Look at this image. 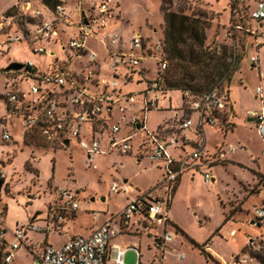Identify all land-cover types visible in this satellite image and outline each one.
Here are the masks:
<instances>
[{"label": "built area", "instance_id": "1", "mask_svg": "<svg viewBox=\"0 0 264 264\" xmlns=\"http://www.w3.org/2000/svg\"><path fill=\"white\" fill-rule=\"evenodd\" d=\"M48 1H52V6L47 0H12L0 13V33L9 34L17 26L24 32L35 54H47L44 44H56L63 52L71 53L67 54L68 62H55L56 65L46 72L37 69L31 62L22 64L20 70L4 72L10 75V84L2 94L7 112L19 114L26 133L39 136L46 144L69 151L70 141H76L90 161L98 155H111L113 152L129 155L133 150V140L140 139L141 149L135 155L137 161L146 156L161 172V180L151 192L145 193H135L124 183H112V193L133 194L123 208L88 235L71 237L59 247L46 243L38 245L30 250L32 264H123V255L129 249L136 251V264H141L137 245L122 248L113 240L157 228L161 232L156 233L155 246L161 249V254L150 264H161L165 245L172 241V234L167 230L172 225L167 210L180 178L188 170L203 171L204 182L209 184L212 178L207 169L224 163V152L203 155L204 129L210 126L222 131L231 125L232 108L228 94L219 85L201 94L183 91L185 105L182 114H176L168 127L161 126L156 131H149L146 116L151 111L159 110L158 102L165 91L161 78L151 79L136 91H123L115 77L146 63L150 64L152 70L155 68L163 74L167 61L162 41L134 33L129 46H124L122 38L110 26L113 0ZM85 4L88 6L83 8ZM8 11L13 16H6ZM249 19L262 23L264 0L256 1ZM30 26L34 27L33 32ZM239 30L241 27L233 23L232 32ZM68 31L72 33L66 36ZM247 31L255 40L264 35L258 28ZM21 41L19 36L7 35L0 44V55L6 54L2 52V45L8 48ZM50 55H54V52ZM82 57L91 71L85 69L81 62L77 66L82 69L72 66ZM249 62L256 65L258 57H250ZM19 83L24 86L21 88ZM255 94L262 101V86L255 88ZM137 99L140 106L134 109ZM115 111L119 116L117 120H113ZM248 116L254 119L256 132L263 143L261 156L264 157V111L252 112ZM2 140H10L7 131H3ZM65 141L68 147L64 145ZM145 146H148V150L144 155L142 148ZM188 146L192 148L191 153L180 155L178 160L169 153L170 149L184 153ZM234 151L231 147L230 152ZM161 189L164 195L159 193ZM261 191L264 201V182ZM56 199L58 203L49 207V212L55 213L51 219L63 223L66 215L78 210V204L67 191H59ZM62 201L65 203L61 204ZM97 215L94 213V216ZM254 216L259 222L264 221V205L254 210ZM28 231L42 232L44 228L28 220L8 230L0 212V256L3 263H10L16 252L26 246L25 234ZM234 233L232 231L230 235ZM6 234L12 238L9 242L6 241Z\"/></svg>", "mask_w": 264, "mask_h": 264}, {"label": "rangeland", "instance_id": "2", "mask_svg": "<svg viewBox=\"0 0 264 264\" xmlns=\"http://www.w3.org/2000/svg\"><path fill=\"white\" fill-rule=\"evenodd\" d=\"M11 1L0 0V13ZM246 1L254 8L257 0ZM87 6L88 4L82 5L83 8ZM111 7V30L122 38L126 47L129 46L131 35L134 33L151 39L162 38L163 8L188 15L205 13L208 23L205 45H225L227 49H235L236 54L242 53L240 69L230 74V92L236 103L230 115V122L235 131L222 132L218 127L210 126H205L204 129L203 155L212 156L224 152V163L207 169L212 178L209 184L204 182L203 171L188 170L182 175L167 210V217L172 224L167 230L172 234V242L165 245L161 263L211 264L207 263L200 251L189 242L191 239L200 246L208 243L209 253L220 263L223 260L225 264H264L250 257L256 255L264 261V221L259 222L254 216V210L264 205V201L261 196V183L257 178L255 181L256 176L251 171L255 168V162L263 163L264 159L260 158L263 143L256 132L255 123H248L245 116L248 109L256 112L264 109L263 94L262 102L255 94V88L260 85L264 91V78L259 80L257 70L252 69L249 62L250 56H256L260 58L262 65L264 64V40L261 48L256 50L247 45L252 37L245 33H236L239 42L233 43L229 39L228 0H113ZM72 17L75 19L73 13ZM29 28L31 32L34 31L33 26ZM252 28L256 30L257 27L253 25ZM258 30L264 34V27ZM71 33L72 31H68L66 36ZM7 35L19 36L22 41L8 48L2 45V52L6 54L0 55V172L4 177L0 192V212L4 226L12 230L16 223L25 224L34 217L36 210L44 212L56 199L59 191L69 192L78 204L76 217L66 222L61 236L51 234L48 238L54 245H60L69 236L87 231L96 222L94 213L100 214L97 220L101 222L106 213L118 212L133 197V194L112 193V183L120 185L126 180L124 184L130 186L135 193L151 192L161 180V172L146 156L140 162L137 161L135 155L141 149V141L137 138L133 140V150L129 155L113 152L111 155H98L90 161L74 140L70 141V150L67 151L44 143L37 135L29 137L22 117L7 112V104L2 94L4 88L10 84V75L4 74L3 69L12 62L21 65L31 62L37 69L46 72L56 65L55 62H68L67 54L71 53L63 52L59 45L44 44L47 54H35L25 39L24 32L17 26H14L9 34L0 33V44ZM51 52H54V55H50ZM78 62L91 71V68L86 66L84 57L72 65L75 69H82L77 66ZM227 82L228 80L223 82V90L227 89ZM19 86L22 88L24 85L19 83ZM130 88L133 91L139 89L134 85ZM184 105L180 91H167L158 102L159 110L147 114V129L156 131L158 127H168L176 114H182ZM139 106L140 100L137 99L134 109ZM118 117L115 111L113 120L119 119ZM3 131L10 135L9 141L2 140ZM106 135L105 131L104 137ZM104 144L105 141L102 142L103 149ZM231 147L236 150L235 154H231ZM147 148L148 146L142 148L144 155ZM191 151L192 148L188 146L185 147L184 153L177 149H170L169 153L178 160L180 155H188ZM237 161L242 164L234 163ZM159 193L164 195V190L161 189ZM64 203L65 201H62L61 204ZM229 215V222L224 224ZM37 224L43 225L40 221ZM174 225L178 226L182 233L177 231ZM217 230L220 231L219 235ZM232 231L235 232L233 236L230 235ZM152 232L159 233L161 229L157 228ZM29 238L38 241L41 235L29 234ZM117 243L122 248L138 243L141 264H149L156 255L161 254V249L144 233L136 235V238L120 236ZM243 259L245 262L240 263ZM136 263V251L127 250L123 255V264ZM11 264L32 262L25 251L21 250Z\"/></svg>", "mask_w": 264, "mask_h": 264}, {"label": "trees", "instance_id": "3", "mask_svg": "<svg viewBox=\"0 0 264 264\" xmlns=\"http://www.w3.org/2000/svg\"><path fill=\"white\" fill-rule=\"evenodd\" d=\"M228 1L230 7L229 39H231L233 43L239 42V40L237 41V32L245 33L254 39L247 31L252 30L253 25L258 28V23L249 19L250 12L253 8L246 0ZM47 2L52 6V1L49 2L47 0ZM162 12L164 28L163 36L160 40L163 43L167 69L161 74L157 72L155 68L152 70L150 64L146 63L125 71L120 76L115 77L123 91L133 90L130 88L132 85L140 89L145 84L149 83L151 79L158 78H161L165 89L162 94L163 97L166 92L170 90H178L181 93L183 91H190L193 94H201L212 90L217 85L222 89L225 80H228V88L231 81L230 74L232 71L234 73L239 69L243 59L242 53L236 54L235 49H227L225 45H216L214 47L205 45V30L208 26L205 13L188 15L183 12H173L163 8ZM6 16L11 17L13 15L8 11L6 12ZM233 23L239 25L241 30L232 32ZM105 76L107 77L106 74H104V77ZM225 92L228 94L227 89ZM232 130V124L222 129L223 132ZM28 136L32 137L34 135L28 134ZM254 175L262 186L264 175L259 173H254ZM229 217L230 215L225 218L224 224L229 221ZM174 228L179 231L175 225ZM216 232L218 234L219 230ZM189 242L200 251L207 263L221 264L207 250L208 243L200 246L195 244L191 239H189ZM250 257L261 263L264 262L259 256L250 255ZM235 259L236 261L238 260L237 256H235ZM1 262L0 256V263Z\"/></svg>", "mask_w": 264, "mask_h": 264}, {"label": "crops", "instance_id": "4", "mask_svg": "<svg viewBox=\"0 0 264 264\" xmlns=\"http://www.w3.org/2000/svg\"><path fill=\"white\" fill-rule=\"evenodd\" d=\"M257 26H258V28H263L264 27V20L262 21V23H258L257 24ZM264 37H258V39H249V41H248V43H247V45H250V46H253L254 48H256V50H259L260 48H261V46L263 45L262 43H263V39ZM262 39V40H261ZM259 46V47H258ZM258 47V48H257ZM245 49H246V47H245ZM250 57H252V56H250ZM250 59V58H249ZM241 65H242V62L240 63V67H241ZM250 67L252 68V69H256L257 70V74H258V78H259V80L261 79H263L264 78V64L262 65V63H261V61H260V58H258V63L256 64V65H254L253 67H252V64H250ZM240 69V68H239ZM231 84V83H230ZM230 84H229V86H228V88H227V90H228V100H229V102H230V106H231V108H232V106H233V108L232 109H234L235 107V105H236V103L233 101L234 99H232V95H231V92H230ZM261 86V85H260ZM263 97H264V91H263ZM262 102V101H261ZM235 103V104H234ZM263 111H264V109H263ZM258 113V112H256L255 110H253V109H248V110H246V113H245V116H246V121L248 122V119H251V117H249L248 116V114L249 113ZM248 123H254V122H248ZM235 131V127H234V125H233V130L231 131V132H234ZM223 132V131H222ZM27 134V133H26ZM28 135V134H27ZM26 137H28V136H26ZM30 137V136H29ZM190 137L191 138H193V136L190 134ZM204 148H205V146H204ZM244 150H246V148H244ZM235 152H236V150L233 152V153H231V154H235ZM260 158L261 159H264V157H262L261 156V153H260ZM138 162H140V161H138ZM263 163L262 164H260L259 162H255V168L254 169H252L251 171L253 172V173H259V174H262V175H264V160L262 161ZM234 163H237L238 165H241L242 163L239 161H237V162H234ZM181 179V178H180ZM257 179H256V177H255V181H256ZM126 181V180H125ZM180 181V180H179ZM178 184H179V182H178ZM178 184H177V186H178ZM177 188V187H176ZM176 190V189H175ZM139 193H141V192H139ZM143 193H145V192H143ZM55 200V201H54ZM53 201H52V203L51 204H49V206H48V208L47 209H45V211L44 212H39L40 211V209H38V210H36V214H35V216L34 217H32V218H30L29 220L30 221H32L34 224H36V225H38L37 224V222L38 221H40V222H42L43 223V225H41L40 227H43L44 228V231H42V232H32V231H28V232H26V234H25V247H22V248H20L17 252H16V254L17 253H19L21 250H24L25 251V253H26V255L28 256V257H30V259H31V262H32V260H33V258H32V256H31V252H30V250H34L36 247H38V245H40V244H44V243H46V244H50V245H53V246H56V247H59V246H61L64 242H66L69 238H71V237H74V236H78V235H88V234H90L97 226H99V225H101L102 223H104L105 221H107L111 216H113V215H115L116 213H118V212H115V213H111V212H109V213H106V215H105V218L101 221V222H98V220H97V218H99L100 216V214H98L97 216H93V218L96 220V222H94L93 223V225L92 226H90L88 229H87V231H85L84 233H82V234H76V235H71V236H69L63 243H61L60 245H54L53 243H51L50 241H49V236L51 235V234H56L57 236H61L63 233H64V230H65V226H66V222L67 221H69V220H71V219H74L75 217H76V212L75 213H72V214H68V215H66L65 216V219H64V221H63V223H57V222H55V221H53L51 218H52V216H55V213H51V212H49V207L52 205V204H55V203H58L57 202V199H54ZM123 208V207H122ZM121 208V209H122ZM42 210V209H41ZM229 222V221H228ZM228 222H226V223H228ZM3 223H4V221H3ZM225 223V224H226ZM18 223H16V225H17ZM15 225V226H16ZM178 229H179V231L182 233V231L180 230V228L178 227V226H176ZM15 228V227H14ZM13 228V229H14ZM12 229V230H13ZM35 233H37V234H40L41 235V239L40 240H38V241H32L30 238H29V234H35ZM220 234V231H219V233H218V235ZM144 235H147L149 238H151L153 241H154V243L155 244H157V239H156V237L155 236H157V234L156 233H154V232H146V233H144ZM217 235V236H218ZM126 237H128V238H136V236H126ZM117 239L118 238H116V239H114L113 241H114V243H117ZM10 240H12V238H11V236L9 235V234H6V241H10ZM172 242V241H171ZM137 245H138V247H139V244L137 243ZM209 248V247H208ZM208 248H207V250H208ZM211 254V253H210ZM213 256V255H212ZM15 257H16V255H15ZM15 257H14V259H15ZM156 257H157V255H156ZM155 257V258H156ZM155 258L150 262V263H152L154 260H155ZM14 259L10 262V263H7V264H11L13 261H14ZM149 263V264H150ZM221 263H223V264H225L224 263V261L223 260H221ZM1 264H5V263H3V262H1ZM162 264V263H161Z\"/></svg>", "mask_w": 264, "mask_h": 264}, {"label": "water", "instance_id": "5", "mask_svg": "<svg viewBox=\"0 0 264 264\" xmlns=\"http://www.w3.org/2000/svg\"><path fill=\"white\" fill-rule=\"evenodd\" d=\"M254 65H252L253 67ZM22 67L21 64L19 63H16V62H12V63H9L4 69L3 71L4 72H10V71H17V70H20ZM248 122H254V119H248ZM64 145L66 147H68V142L65 141ZM3 183H4V177L2 175V173L0 172V192L2 191V186H3ZM123 183H126V181H124ZM104 200V199H103ZM157 242V241H156Z\"/></svg>", "mask_w": 264, "mask_h": 264}]
</instances>
